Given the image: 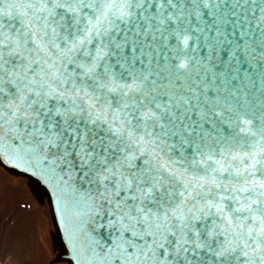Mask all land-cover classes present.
<instances>
[{
	"label": "snow or ice",
	"instance_id": "1",
	"mask_svg": "<svg viewBox=\"0 0 264 264\" xmlns=\"http://www.w3.org/2000/svg\"><path fill=\"white\" fill-rule=\"evenodd\" d=\"M251 24L264 29V0H0V159L90 186L108 231L87 264H264V132L199 151L221 113L193 88L162 103L134 71L161 40L178 81L193 32L215 50Z\"/></svg>",
	"mask_w": 264,
	"mask_h": 264
},
{
	"label": "water",
	"instance_id": "2",
	"mask_svg": "<svg viewBox=\"0 0 264 264\" xmlns=\"http://www.w3.org/2000/svg\"><path fill=\"white\" fill-rule=\"evenodd\" d=\"M256 15L259 16V13ZM205 19L208 17L205 16ZM228 31H231L230 27ZM247 31L248 35L244 39L234 32L228 37L230 41H235L231 47L221 45L215 50L211 46L205 47L195 38L199 33L193 32L187 55L188 73L178 81L173 68L177 61L172 58L170 47L165 48L161 40L149 42L151 50L144 58L145 62L137 63L134 68L137 73H151L149 80L156 82L155 87L162 103L167 100L163 95L165 92L190 95L188 89L193 88L202 103L221 113L203 123L202 129H197L202 132V136L196 138L195 145L199 151L215 153L217 158L221 151L238 147L264 132V29L251 24ZM167 43L171 46L172 42ZM236 44L241 45V48L233 58ZM115 71L119 72L120 69ZM169 81L176 85L182 84V88H172ZM248 120L251 121L250 125L242 122ZM251 132H256L257 137H251ZM180 152L189 161L194 155V149L190 146H185ZM196 158L199 159V156ZM0 167L7 174L25 180L34 200L47 208L52 225L48 231L53 255L50 263L77 264L79 257V264H87L91 254L90 242L99 240L103 244L108 231L100 227L106 223L102 216L89 212L86 201L90 186L83 184L79 177L65 182L55 176L40 174L33 165L15 167L7 159H0ZM96 251H100L99 247H96Z\"/></svg>",
	"mask_w": 264,
	"mask_h": 264
},
{
	"label": "rangeland",
	"instance_id": "3",
	"mask_svg": "<svg viewBox=\"0 0 264 264\" xmlns=\"http://www.w3.org/2000/svg\"><path fill=\"white\" fill-rule=\"evenodd\" d=\"M51 228L47 208L34 200L25 180L0 167V264H51Z\"/></svg>",
	"mask_w": 264,
	"mask_h": 264
}]
</instances>
